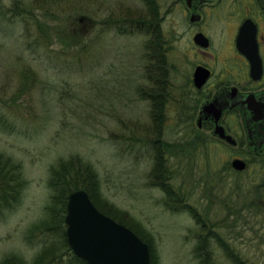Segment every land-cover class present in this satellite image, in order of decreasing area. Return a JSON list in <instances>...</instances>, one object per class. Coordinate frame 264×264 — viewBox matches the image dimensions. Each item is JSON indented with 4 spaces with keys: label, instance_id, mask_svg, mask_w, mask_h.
Here are the masks:
<instances>
[{
    "label": "rangeland",
    "instance_id": "rangeland-1",
    "mask_svg": "<svg viewBox=\"0 0 264 264\" xmlns=\"http://www.w3.org/2000/svg\"><path fill=\"white\" fill-rule=\"evenodd\" d=\"M157 1L160 49L144 30L120 31L146 18L142 0H0V159L18 163L26 180L18 202L0 210V262L31 264L49 244L65 258L73 254L41 226L51 192L49 168L72 158L92 167L102 199L126 212V220L149 239L155 264H202L205 258L194 254L203 229L184 204L247 260L264 264V211L228 216L238 206L237 179L255 167L231 166L233 157L244 158L246 146L231 147L211 128L197 126L203 98L194 105L189 78L201 60L192 42L200 25L191 26L182 5ZM217 18L208 26L212 51L222 39ZM204 60L216 81L220 64ZM149 91L160 92L162 124L151 117ZM229 133L238 139L234 130ZM130 135L142 141L131 143ZM154 140L171 143L176 153L165 157L181 202H171L153 184ZM212 238L206 241L209 264H233Z\"/></svg>",
    "mask_w": 264,
    "mask_h": 264
},
{
    "label": "trees",
    "instance_id": "trees-1",
    "mask_svg": "<svg viewBox=\"0 0 264 264\" xmlns=\"http://www.w3.org/2000/svg\"><path fill=\"white\" fill-rule=\"evenodd\" d=\"M147 5V16L146 18H137L133 19L131 24V30H126L120 28L122 33L129 32L133 30H144L146 34H150L154 37V46L161 48V44L158 41L159 27L158 22L159 18L157 17V5L156 0H143ZM15 15L18 12L14 11ZM122 22L123 20H117ZM130 22V20L128 21ZM118 26H120L118 24ZM157 49V48H156ZM158 50V49H157ZM158 60L163 59V53L157 52ZM152 78V77H151ZM146 95L153 101V108L151 110V117L156 120L157 123L162 124L163 115L161 114V107L163 106V100L160 98V92L149 91ZM160 134V131H157ZM133 139H135L134 142ZM160 141L161 139H157ZM128 141L131 143H140L142 139L134 136H129ZM145 141L144 143H146ZM152 152V171L151 177H153V184L159 187L164 193L165 196L171 202H181L184 200V196L177 194L173 187L170 186L169 180L172 177V172L168 167V160L165 155H175L174 151H171L172 144L169 142L158 143L154 140L151 143ZM158 145V148L156 145ZM138 150L131 146V150ZM171 149V150H170ZM171 158V156H170ZM77 161V162H76ZM68 159L66 161L61 160L57 165H52L49 168V176L47 180V186L50 189V198L49 203L46 206L47 219L42 221L41 226H43L42 233L47 235H56L61 241V247L65 248V251H70L64 229V216L66 213V202L68 195L77 188L85 189L92 202L96 207L103 213L111 216L116 221L128 226L135 233H137L145 242L148 243L150 248V263L155 264V254L149 239L145 238L141 231L131 222L126 220V212L114 208L112 205L108 204L105 200L102 199L100 194V182L97 176V173L92 169L89 164H84L77 159ZM249 165L254 167L251 173H245V177H240L237 179V184L235 186V199H237L238 206L234 213H230V217L236 216L235 211L251 210L256 214H260L259 211H264V206L260 204L259 201H264V155L259 156L258 158H250ZM249 174V175H248ZM240 175H243L240 173ZM239 176V174L237 175ZM26 184L25 178L22 176V170H20V165L14 163L9 159H0V210L3 207L10 205L12 202H18L20 199L22 190ZM251 184V192L246 190V185ZM251 193L250 195L248 194ZM106 204L113 210L105 209L104 205ZM107 207V206H106ZM172 207L176 208V205ZM182 209L186 210L200 225V228L203 229V233H200L199 243L194 249V254L198 258H202V264H209L206 255L210 254L206 250L207 239L213 237L218 248L222 251L224 256L231 261L233 264H253L251 261L247 260L239 251H237L224 237L222 233H217L211 228L212 224L209 225L206 223L205 219L201 214L189 204H184L181 206ZM45 223V226H44ZM59 230V231H58ZM58 232V233H57ZM209 242V241H208ZM209 244V243H208ZM52 244L45 245V247L36 255L31 264H88L84 260L70 254L68 258L66 253L58 254L56 250L54 251ZM60 247V248H61ZM0 264H26L21 260H13L12 258L7 259L6 261H1Z\"/></svg>",
    "mask_w": 264,
    "mask_h": 264
},
{
    "label": "flooded vegetation",
    "instance_id": "flooded-vegetation-1",
    "mask_svg": "<svg viewBox=\"0 0 264 264\" xmlns=\"http://www.w3.org/2000/svg\"><path fill=\"white\" fill-rule=\"evenodd\" d=\"M171 4L184 7L191 26L200 25V29L193 28L192 42L201 60L196 62L189 78L194 105L203 98L196 114L197 126L204 124L213 131L214 118L200 111L204 103L212 102L219 107L221 116L218 123L232 137L229 131L234 130L238 139L233 137L236 143L232 145L213 134L231 147L246 146L245 159L239 156L233 159L245 161L247 169L251 157L264 155V0H173ZM156 5L159 18L157 0ZM216 16L219 21L216 22L222 28V39L217 50L212 51L214 46L208 35V26ZM198 32L208 38L207 46L195 43L193 38ZM208 57L215 58L220 64L221 72L216 81H212L215 77L212 66L204 60ZM198 65L210 72L200 87L193 82V73ZM211 86L213 88L209 90ZM227 117L234 121L231 125Z\"/></svg>",
    "mask_w": 264,
    "mask_h": 264
},
{
    "label": "water",
    "instance_id": "water-1",
    "mask_svg": "<svg viewBox=\"0 0 264 264\" xmlns=\"http://www.w3.org/2000/svg\"><path fill=\"white\" fill-rule=\"evenodd\" d=\"M193 39L201 46H207L209 42L201 32L196 33ZM209 74L206 67L198 65L193 73V82L200 87ZM200 113L214 118L213 132L217 137L232 145L236 143L218 123L221 116L219 107L212 102L204 103ZM231 166L242 171L246 163L234 158ZM64 224L69 248L88 264H151L148 243L128 226L100 211L83 188H77L68 195Z\"/></svg>",
    "mask_w": 264,
    "mask_h": 264
}]
</instances>
